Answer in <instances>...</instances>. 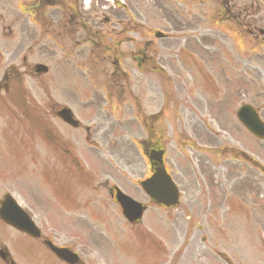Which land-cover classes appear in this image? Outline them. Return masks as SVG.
Masks as SVG:
<instances>
[{
  "label": "rangeland",
  "instance_id": "obj_1",
  "mask_svg": "<svg viewBox=\"0 0 264 264\" xmlns=\"http://www.w3.org/2000/svg\"><path fill=\"white\" fill-rule=\"evenodd\" d=\"M178 10V13H177ZM191 12H195L197 14H202L204 12V6L196 3L194 6L192 4L191 1L188 0H183L182 3V7L179 9L178 7H176L175 9L173 8V13L174 14H179L183 16V20L184 22H186L185 16L187 14H190ZM164 13H166L164 11ZM155 25H157L158 27H161L162 29H164L165 31H169L170 26L172 24L170 23H154ZM184 25H186V23H184ZM227 47V45H226ZM225 47V48H226ZM242 58H246V56H242ZM244 61V60H243ZM62 74L63 71L60 67H58L54 72H52L51 77H52V87H51V91H55V83L59 82L62 79ZM260 83H262V85H264V82L261 81ZM65 85L67 87H70L71 89H75V91L77 92L78 95H82L85 89V84L84 81L82 80H77L74 81L72 79H68V81H65ZM29 87L31 85H28ZM58 88V87H56ZM57 90V89H56ZM73 91V90H72ZM259 93H261V90L258 89ZM37 90L34 92L35 95H37ZM73 92L69 91L68 93L65 94V97H71ZM253 94H256V91L254 90ZM262 96H264V94L262 93ZM263 99V98H262ZM258 102H262L261 99H257ZM42 105V104H41ZM34 163L36 165L40 164L41 165V161L37 162L36 157H34ZM54 162L51 161V164H53ZM10 189V184L6 185V184H0V191H5V190H9ZM11 192V191H9ZM14 194H16L15 191H13ZM261 199H259V208H258V213H257V219H258V226L259 229L262 231L256 230V228H252L251 226H245L244 224H242L240 222V224H238V220H233V223L238 224L237 226H234V232H233V236H231V243H228L227 245L229 246V244H231L232 246H235L240 254L243 257H247L249 259L253 258L255 264H264V252L261 249V245H260V241H259V237L262 238V240L264 239V229L262 228V226H264V224L262 223L264 220V195L260 196ZM20 202L22 203V205H26V203H29V200L26 199L25 197H19ZM97 210V209H96ZM96 215L100 218V220L98 221L99 226H107V235L105 237V240H109V243L112 246H115L114 249V253L111 259H114V263L115 264H127V257L125 255V251L124 248L130 244V240L126 237V232H125V227L122 224L123 222H121V217L117 214L116 217L114 216V214L110 211H103L100 209L98 210V212H96ZM156 220H155V224L151 225V222H146L147 226H174L173 225V214L172 212L168 211V213H157L156 214ZM251 218V217H250ZM175 219V216H174ZM242 220L247 222H250L249 220V216H243ZM51 223H53L52 220H50ZM0 229L2 230V232H7L6 229L3 227V225H0ZM257 232V233H256ZM261 234V235H260ZM5 236L2 235V233L0 232V241H2V244L6 245V241H5ZM211 238L215 241V244L218 246L220 244V242L222 241L217 235L212 234ZM222 238V237H221ZM230 255V253H228ZM231 254L237 258V262H239V264H243L245 260L241 259L238 255H237V251L231 252ZM101 259L102 257L99 256ZM141 262V261H140ZM144 263H147V260L144 261ZM101 264H103V261L101 260ZM130 264V263H129ZM134 264H141L139 263L138 260L134 261Z\"/></svg>",
  "mask_w": 264,
  "mask_h": 264
},
{
  "label": "flooded vegetation",
  "instance_id": "obj_2",
  "mask_svg": "<svg viewBox=\"0 0 264 264\" xmlns=\"http://www.w3.org/2000/svg\"><path fill=\"white\" fill-rule=\"evenodd\" d=\"M225 2V0H224ZM101 7V6H100ZM234 19H237L236 17H233ZM247 18V17H246ZM242 20H237V24L239 27H241V29L243 30V32L249 36H251L254 39H260L261 40V44L263 45L261 48L264 49V16L262 15H255L253 19H251L250 22H245ZM116 21L120 22L121 20L119 18L116 19ZM113 64H115V62H113ZM198 122L193 123V125L189 128V132H185L187 134H193L198 140L202 141L205 145L206 144H210L207 143L206 141V134L209 135H217L219 133H223L225 132L226 129V125L225 122L221 119H219L218 117H213V118H209L208 120H206L205 122H200L201 125L198 124ZM214 125V127L212 126ZM216 127H218V132L216 131ZM146 129V127L144 128V130ZM208 135V136H209ZM159 135H156L154 137H150V138H143L142 140L138 141V145L141 148V159L143 160V162L145 163L146 160L144 158L145 152L153 150V149H163V146L161 144H159ZM188 142V141H187ZM185 143L184 145H188L189 143ZM175 145V144H174ZM219 152V151H217ZM209 154L210 152H206L205 150H202L201 154H196L194 155V157L191 160L188 159H182L179 152L176 151L174 157H173V165L168 166L166 164V166H168V169H170L172 177L174 179L175 182L180 181L183 179V177L185 176V172H184V166H183V161L187 164V166H189L192 170L193 167H197L199 172H202L204 175L207 174L208 179L210 181V179L213 178V176L215 175V172L211 169V163H210V158H209ZM217 154V153H215ZM241 156L242 153H240ZM248 161L251 163V170L253 169V164L251 162V160L248 159ZM65 162H67V160H65ZM187 167H185L186 169ZM242 173V168L239 167V169L235 172V175H240L241 176ZM252 175V172L250 173ZM196 174L194 173V171L190 172V181L194 182ZM250 183V187L252 186V179L247 180ZM248 184V183H247ZM215 183H210L209 184V188L211 189V186H214ZM194 185H190L189 188H194ZM177 231L180 232L182 230L181 226H176ZM48 239H45L44 241H47ZM43 241V242H44ZM49 241V240H48ZM42 242V243H43ZM40 244V243H39ZM41 245V244H40ZM73 251V250H72ZM54 258V256H52ZM63 264V263H62ZM79 264H82L81 262Z\"/></svg>",
  "mask_w": 264,
  "mask_h": 264
}]
</instances>
